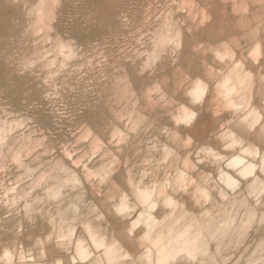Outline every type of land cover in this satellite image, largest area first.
I'll list each match as a JSON object with an SVG mask.
<instances>
[{
	"label": "clouds",
	"instance_id": "clouds-1",
	"mask_svg": "<svg viewBox=\"0 0 264 264\" xmlns=\"http://www.w3.org/2000/svg\"><path fill=\"white\" fill-rule=\"evenodd\" d=\"M0 264H264V0H0Z\"/></svg>",
	"mask_w": 264,
	"mask_h": 264
}]
</instances>
